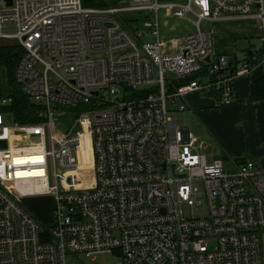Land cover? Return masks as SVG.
I'll return each mask as SVG.
<instances>
[{"label": "built area", "instance_id": "1", "mask_svg": "<svg viewBox=\"0 0 264 264\" xmlns=\"http://www.w3.org/2000/svg\"><path fill=\"white\" fill-rule=\"evenodd\" d=\"M170 18L193 30L164 38ZM222 19L256 20L264 59V0H0V46L37 119L16 121L0 94V264L110 253L118 264H264V168L207 163L204 141L168 114L192 92L230 101L257 61L211 52L200 23ZM79 104L64 127L60 115ZM82 132L90 173L78 185ZM37 195L51 196L44 219L24 204Z\"/></svg>", "mask_w": 264, "mask_h": 264}, {"label": "crops", "instance_id": "2", "mask_svg": "<svg viewBox=\"0 0 264 264\" xmlns=\"http://www.w3.org/2000/svg\"><path fill=\"white\" fill-rule=\"evenodd\" d=\"M121 1L111 0L112 3ZM205 22L209 24L207 28L209 34L210 30L213 33V37L210 36L213 54L227 55L233 65L250 53L257 57V61L251 66L247 75L234 79L230 101L220 103L213 93H188L169 105V117L178 124L171 114L185 112L189 127L178 125L188 130L196 139L204 141L206 146V141L209 139L217 147L213 146L212 155H218L220 158L221 151L222 154L229 155L227 157L230 161L233 160V164L249 159L264 168V98L250 97L251 83L264 75V59L261 48L253 51L247 47L242 50L240 56H237L233 48V41L239 38L250 35L260 38L261 27L254 19H222ZM168 32L170 30L165 29L164 33ZM164 35L166 37V34ZM180 103L184 106L183 110H177ZM84 135L85 133L79 134L78 147L82 144L84 146L82 141ZM239 151L242 153H237ZM81 173H83V167L78 163L72 173L77 176L78 185L83 184L80 178Z\"/></svg>", "mask_w": 264, "mask_h": 264}, {"label": "rangeland", "instance_id": "3", "mask_svg": "<svg viewBox=\"0 0 264 264\" xmlns=\"http://www.w3.org/2000/svg\"><path fill=\"white\" fill-rule=\"evenodd\" d=\"M161 1H171V0H161ZM84 5L88 7H97L102 8L106 7L109 4H111V0H83ZM124 18L126 15H123ZM128 16V15H127ZM168 25L162 26L161 31L164 33L165 29L170 30L166 34V37L170 38H180L183 36L186 32H190L193 30V27L190 26V23L188 21H184L182 19H176V18H170L168 19ZM209 27V24L207 22H201L200 28L207 29ZM11 30L7 29L5 32L10 33ZM212 30H210V36H212ZM164 37V38H166ZM213 37V36H212ZM212 40V38H211ZM250 48L253 51L259 50L262 47L261 40L259 37H256L255 35H250L248 37L239 38L237 40L233 41V48L235 49V52L237 56L241 55L242 50L245 48ZM12 72V68H11ZM86 105H77V107H70L68 112L64 115H60V120L62 121V125L66 128L71 123V120L76 116L77 110L85 109ZM172 117L176 120V122L179 125H185L189 127L187 124V117L185 112H178V113H172ZM84 138H83V144L80 147H77V152L79 156V164L83 167V173H90V164L88 163V153H89V138L86 132ZM207 146L203 149V153L205 155V161L207 163L211 162V156H212V149L216 146H214L210 140L208 139ZM214 146V147H213ZM239 154L242 153V151L237 152ZM220 154V160L222 162V166L225 170L230 169L231 166H233L232 161L229 160L227 156L219 152ZM77 178V176H75ZM195 186H199L197 183L194 184ZM198 203L194 205L191 208V213L196 216H201L203 214V204L202 200L197 201ZM24 204L26 207L36 215L39 219H44L49 214V209L52 204L51 196L50 195H37L33 197H29L24 199ZM76 259H73L71 257L66 259V264H74L73 261L77 264H118L119 258L116 253H110V254H94L91 256H83L82 254H76Z\"/></svg>", "mask_w": 264, "mask_h": 264}, {"label": "trees", "instance_id": "4", "mask_svg": "<svg viewBox=\"0 0 264 264\" xmlns=\"http://www.w3.org/2000/svg\"><path fill=\"white\" fill-rule=\"evenodd\" d=\"M81 3L86 6L83 0H81ZM14 59V57L10 56V51H8L6 46H0V94L12 96L13 102L10 109L16 121L20 123L33 122L37 120L34 116L35 107L26 101L16 90V86L13 83L11 68ZM192 77L193 75L187 78ZM250 95L253 99L264 98V75L251 83Z\"/></svg>", "mask_w": 264, "mask_h": 264}, {"label": "water", "instance_id": "5", "mask_svg": "<svg viewBox=\"0 0 264 264\" xmlns=\"http://www.w3.org/2000/svg\"><path fill=\"white\" fill-rule=\"evenodd\" d=\"M6 119L8 120V117H6ZM78 128H79V125H78L77 122H75L74 125L72 126L70 132L73 133V132H75ZM0 146H2V147L5 146V142H4V140H0ZM213 158L218 159L219 156H218V155H214Z\"/></svg>", "mask_w": 264, "mask_h": 264}, {"label": "bare ground", "instance_id": "6", "mask_svg": "<svg viewBox=\"0 0 264 264\" xmlns=\"http://www.w3.org/2000/svg\"><path fill=\"white\" fill-rule=\"evenodd\" d=\"M87 133V132H86ZM87 135H88V133H87ZM88 138H89V136H88Z\"/></svg>", "mask_w": 264, "mask_h": 264}]
</instances>
